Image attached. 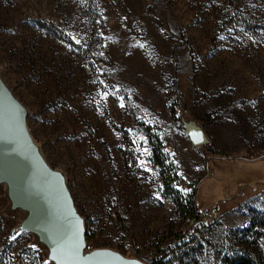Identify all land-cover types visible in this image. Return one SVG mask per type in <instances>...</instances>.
<instances>
[{
  "label": "rangeland",
  "instance_id": "obj_1",
  "mask_svg": "<svg viewBox=\"0 0 264 264\" xmlns=\"http://www.w3.org/2000/svg\"><path fill=\"white\" fill-rule=\"evenodd\" d=\"M0 72L101 246L264 262V0H0Z\"/></svg>",
  "mask_w": 264,
  "mask_h": 264
},
{
  "label": "water",
  "instance_id": "obj_2",
  "mask_svg": "<svg viewBox=\"0 0 264 264\" xmlns=\"http://www.w3.org/2000/svg\"><path fill=\"white\" fill-rule=\"evenodd\" d=\"M30 113L0 72V187L6 212L17 219L8 241L28 234L29 246L42 252L44 264H153L110 247L87 249L86 217L67 172L48 161L32 133ZM188 134L195 146L207 141L204 130L191 128Z\"/></svg>",
  "mask_w": 264,
  "mask_h": 264
},
{
  "label": "built area",
  "instance_id": "obj_3",
  "mask_svg": "<svg viewBox=\"0 0 264 264\" xmlns=\"http://www.w3.org/2000/svg\"><path fill=\"white\" fill-rule=\"evenodd\" d=\"M198 206V205H197ZM197 214L199 217H203L201 209H197ZM87 233V249L94 250L96 248L104 247L98 243L97 240L91 238ZM24 236H29L28 234H23L13 241H9L7 246H5L2 256L1 264H44L43 254L37 249L31 248L29 246L31 237L26 240ZM196 234H193L190 239H184L183 241H176L172 239L167 248L161 253H158L151 260L142 259L145 261L151 262L153 264H191L190 258L188 255V250L192 245L193 239ZM177 252L176 260L172 261L170 255Z\"/></svg>",
  "mask_w": 264,
  "mask_h": 264
},
{
  "label": "trees",
  "instance_id": "obj_4",
  "mask_svg": "<svg viewBox=\"0 0 264 264\" xmlns=\"http://www.w3.org/2000/svg\"><path fill=\"white\" fill-rule=\"evenodd\" d=\"M197 209L198 206L196 205V202H190L187 204V206L185 207V209L183 211H185L186 213L188 212L190 215H194L197 218L199 217V215L197 214ZM179 240H183V237H178ZM178 241V240H176ZM232 264H259L258 262L254 261V260H244L243 258H236L235 262H233ZM260 264H264V262L260 263Z\"/></svg>",
  "mask_w": 264,
  "mask_h": 264
},
{
  "label": "snow or ice",
  "instance_id": "obj_5",
  "mask_svg": "<svg viewBox=\"0 0 264 264\" xmlns=\"http://www.w3.org/2000/svg\"><path fill=\"white\" fill-rule=\"evenodd\" d=\"M194 138H197V139H199V137H198L196 134H194Z\"/></svg>",
  "mask_w": 264,
  "mask_h": 264
}]
</instances>
